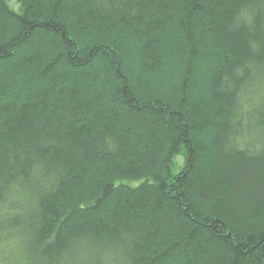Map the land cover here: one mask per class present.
Masks as SVG:
<instances>
[{
	"label": "trees",
	"instance_id": "trees-1",
	"mask_svg": "<svg viewBox=\"0 0 264 264\" xmlns=\"http://www.w3.org/2000/svg\"><path fill=\"white\" fill-rule=\"evenodd\" d=\"M16 1L0 264H264V0Z\"/></svg>",
	"mask_w": 264,
	"mask_h": 264
},
{
	"label": "rangeland",
	"instance_id": "rangeland-1",
	"mask_svg": "<svg viewBox=\"0 0 264 264\" xmlns=\"http://www.w3.org/2000/svg\"><path fill=\"white\" fill-rule=\"evenodd\" d=\"M9 6H11L12 8L14 9H18V3L16 0H7ZM182 160H183V157H178L176 159V162H177V166H179L181 163H182Z\"/></svg>",
	"mask_w": 264,
	"mask_h": 264
}]
</instances>
